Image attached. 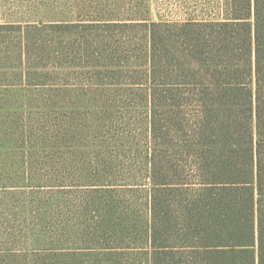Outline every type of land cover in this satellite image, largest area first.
<instances>
[{"label":"rangeland","instance_id":"1","mask_svg":"<svg viewBox=\"0 0 264 264\" xmlns=\"http://www.w3.org/2000/svg\"><path fill=\"white\" fill-rule=\"evenodd\" d=\"M225 8L226 0H0V25L34 24L0 30V264L92 262L96 252L84 248L98 202L84 176L129 196L143 168L135 155L150 146L144 24L222 18ZM90 89L94 103L84 99ZM110 154L120 160L111 167L102 163Z\"/></svg>","mask_w":264,"mask_h":264},{"label":"trees","instance_id":"2","mask_svg":"<svg viewBox=\"0 0 264 264\" xmlns=\"http://www.w3.org/2000/svg\"><path fill=\"white\" fill-rule=\"evenodd\" d=\"M225 11L144 24L150 146L135 155L143 168L129 196L84 176L98 202L86 228L93 245L84 249L96 252L89 264H264V0H226ZM96 90L84 99L94 103Z\"/></svg>","mask_w":264,"mask_h":264}]
</instances>
